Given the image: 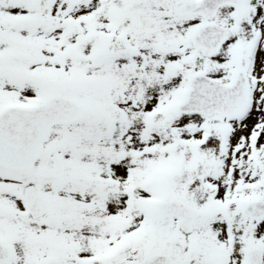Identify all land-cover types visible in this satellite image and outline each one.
<instances>
[{"label":"snow or ice","instance_id":"snow-or-ice-1","mask_svg":"<svg viewBox=\"0 0 264 264\" xmlns=\"http://www.w3.org/2000/svg\"><path fill=\"white\" fill-rule=\"evenodd\" d=\"M0 264H264V0H0Z\"/></svg>","mask_w":264,"mask_h":264}]
</instances>
